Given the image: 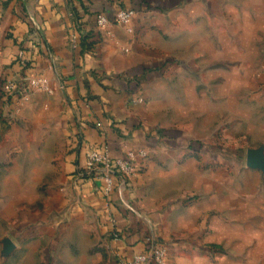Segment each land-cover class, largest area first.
<instances>
[{
	"label": "rangeland",
	"instance_id": "obj_1",
	"mask_svg": "<svg viewBox=\"0 0 264 264\" xmlns=\"http://www.w3.org/2000/svg\"><path fill=\"white\" fill-rule=\"evenodd\" d=\"M182 1L172 11L177 27L167 35L163 31L164 41L171 42L174 37L176 45L167 60L176 69L154 85L152 110L160 124L188 131L190 149L183 151L187 154L175 151L185 154L183 159L182 155L160 154L153 178L146 185L155 188L166 173L172 181L178 180L181 168L174 161L183 167L187 158L199 156L207 190L203 195L186 197L185 193H194L171 184L153 192L146 189L145 197L151 194L169 208L180 209L188 207L186 203L193 198L216 202L221 208L206 214L205 235L217 234L225 240H194L189 245L205 249L202 254L214 264H218L214 258L218 255L223 259L226 252L234 253L232 257L241 264H264V87L257 81L264 75V0ZM170 16H163L164 25ZM38 95L54 96L25 93L22 88L19 102L3 106L0 264H117V252L96 230L59 223L63 218L61 210L54 208L58 199L54 189L63 179V140L55 127L57 112L50 105L26 117L23 113ZM42 121L51 127L53 124L49 141L43 135ZM253 152L261 159L256 167L248 166L249 153ZM246 171L257 178L250 194L241 190L246 187ZM220 175L221 183L234 189L238 199L244 196L242 200L226 206L224 196L214 195L210 188ZM23 224H33L34 230L21 239ZM159 245L163 249L155 258L159 264H168L169 245Z\"/></svg>",
	"mask_w": 264,
	"mask_h": 264
},
{
	"label": "crops",
	"instance_id": "obj_2",
	"mask_svg": "<svg viewBox=\"0 0 264 264\" xmlns=\"http://www.w3.org/2000/svg\"><path fill=\"white\" fill-rule=\"evenodd\" d=\"M114 1L0 0V68L12 76H44L54 87L53 97L38 95L23 113L26 117L50 105L57 112L55 127L63 140V179L54 189L58 197L54 208L61 210L63 218L59 223L96 230L126 259L146 254L150 238L169 245L168 264H214L202 254L205 249L189 243L221 238L205 235L206 214L221 206L212 200L193 198L186 203L188 207L169 208L151 194L145 197L146 189L153 192L166 186L194 193H185L186 197L203 195L207 190L199 156L187 158L183 167L174 161L181 168L178 180L172 181L166 173L155 188L146 185L153 178L160 154L182 155L183 159L182 153H189L183 151L190 149L188 131L160 124L152 110L154 85L176 69L167 60L176 45L174 37L171 42L164 41L163 31L166 34L177 27L172 11L182 0H171L172 7L162 12L143 8L132 22L133 34L115 23L108 32H101L97 18L104 14L113 21L120 7V1ZM168 14L170 21L164 25L163 16ZM257 81L264 87V75ZM43 123V135L49 141L53 124ZM89 146H107L114 160L129 159L133 154L140 169L132 179L114 177L110 203L96 190L103 186L101 182L82 179ZM178 150L182 153L175 152ZM245 175L246 187L241 190L250 194L257 178L250 171ZM217 178L210 189L215 196H224V205L243 199V194L238 199L234 189L221 183V175ZM32 225L23 224L21 239L34 230ZM113 232H119L122 239L111 241ZM233 255L226 252L223 259L218 255L214 259L218 264H241Z\"/></svg>",
	"mask_w": 264,
	"mask_h": 264
},
{
	"label": "built area",
	"instance_id": "obj_3",
	"mask_svg": "<svg viewBox=\"0 0 264 264\" xmlns=\"http://www.w3.org/2000/svg\"><path fill=\"white\" fill-rule=\"evenodd\" d=\"M138 12L135 10H128L119 7L116 12L114 20H110L106 15L100 14L97 18V26L101 32H108L112 23L123 26L129 34H133L134 30L132 22L136 18ZM1 48V46H0ZM1 71L0 80L3 77ZM23 88V92H44L47 94H54L55 90L51 81L44 76H32L19 74L13 76L12 79L5 84L4 89L7 94L11 95V100L6 104H14L20 100V91ZM4 117V109H3ZM5 118V117H4ZM141 156L147 157L145 153ZM137 175V165L135 157L130 154L129 159H112L110 151L107 146H89L86 151V168L83 174V180L99 181L103 184L101 187H97L96 190L102 192L104 197L110 203L111 197L114 191L115 180L114 177H120L124 180L132 179ZM112 241H120L122 239L119 232H113L110 234ZM159 241L155 242L148 238V250L146 254H138L131 259L123 258L117 253V264H159L156 259L159 251L163 249L159 245ZM112 247V246H111ZM155 254V255H154Z\"/></svg>",
	"mask_w": 264,
	"mask_h": 264
},
{
	"label": "trees",
	"instance_id": "obj_4",
	"mask_svg": "<svg viewBox=\"0 0 264 264\" xmlns=\"http://www.w3.org/2000/svg\"><path fill=\"white\" fill-rule=\"evenodd\" d=\"M120 7L128 10H135L137 12L141 11L143 8H146L149 11H165L169 7H172L171 0H119ZM114 0H111V3H114ZM12 75L8 74L6 71L3 73V77L0 80V124L5 125V118L3 117V106L6 102L15 101L11 100V95L5 92L4 86L12 79ZM198 147L199 144H194ZM193 145V147H194ZM188 201V202H192Z\"/></svg>",
	"mask_w": 264,
	"mask_h": 264
},
{
	"label": "water",
	"instance_id": "obj_5",
	"mask_svg": "<svg viewBox=\"0 0 264 264\" xmlns=\"http://www.w3.org/2000/svg\"><path fill=\"white\" fill-rule=\"evenodd\" d=\"M261 163V159L257 153H249L248 166L256 167Z\"/></svg>",
	"mask_w": 264,
	"mask_h": 264
}]
</instances>
